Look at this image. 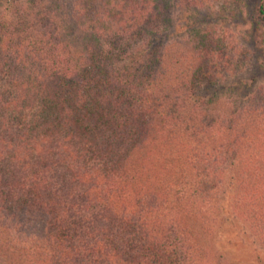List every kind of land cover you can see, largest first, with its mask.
<instances>
[{
  "label": "trees",
  "instance_id": "16d2710c",
  "mask_svg": "<svg viewBox=\"0 0 264 264\" xmlns=\"http://www.w3.org/2000/svg\"><path fill=\"white\" fill-rule=\"evenodd\" d=\"M161 1L0 0V264H208L233 119L196 107L214 44H165Z\"/></svg>",
  "mask_w": 264,
  "mask_h": 264
},
{
  "label": "rangeland",
  "instance_id": "374dc122",
  "mask_svg": "<svg viewBox=\"0 0 264 264\" xmlns=\"http://www.w3.org/2000/svg\"><path fill=\"white\" fill-rule=\"evenodd\" d=\"M259 3L264 6V0L161 1L169 12V24L162 27L165 44L194 39L200 44L194 37L203 32L214 44L211 79L192 89L196 107L213 108L208 116L213 124L233 119L227 139L222 134L219 143L227 140L228 147L220 150L217 143L213 150L214 166L225 172L220 181L225 190L216 198L218 209L206 218L208 264H264V17L257 14ZM1 7L3 19L12 24L11 5Z\"/></svg>",
  "mask_w": 264,
  "mask_h": 264
}]
</instances>
